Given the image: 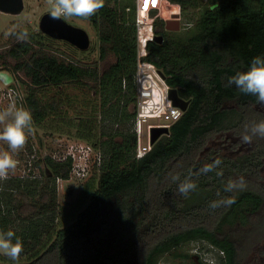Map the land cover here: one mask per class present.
<instances>
[{"label":"trees","instance_id":"1","mask_svg":"<svg viewBox=\"0 0 264 264\" xmlns=\"http://www.w3.org/2000/svg\"><path fill=\"white\" fill-rule=\"evenodd\" d=\"M135 1L105 0L91 17L78 18L96 33L98 58L90 62L47 47L50 41L85 52L40 29H14L12 33L27 32L28 39L0 45V66L9 65L26 78L25 104L35 122L59 112V100L51 99L46 108L38 98L44 86L80 85L100 96L97 125L83 117L68 122L96 150L90 171L97 172L81 190L85 204L71 221L59 224L58 199V179L72 174L71 155H46L38 163L39 175L0 180L1 231L11 230L13 242H23L18 261L0 254V264H160L166 255L207 264L199 253L192 258L177 251L191 242L217 252L220 264H241L243 240L249 249L255 244L249 235L264 237V138L254 136L248 151H223L226 143L244 144L245 124L264 120L255 96L226 86L232 76L250 68L254 57H264V0H167L179 7L183 22L193 25L169 30L166 20L152 11L153 32L163 40L149 39L144 55L139 53ZM140 61L162 71L166 84L189 104L169 132L137 156ZM217 136L225 139L223 145L211 147ZM217 159L218 167L201 173ZM173 175L180 180L173 182ZM240 178L243 189L224 190L230 180ZM185 179L197 185L187 197L178 192ZM228 198L234 203L210 207Z\"/></svg>","mask_w":264,"mask_h":264},{"label":"rangeland","instance_id":"2","mask_svg":"<svg viewBox=\"0 0 264 264\" xmlns=\"http://www.w3.org/2000/svg\"><path fill=\"white\" fill-rule=\"evenodd\" d=\"M24 4L23 10L19 13H5L0 11V45H2L5 41L10 44L17 41L18 39L12 31L19 27L24 28L28 32H37L39 30V22L42 14L50 11L51 9V5L48 3V0H24ZM171 9H174L177 12L180 10L177 5L165 1L163 4V15H167ZM65 19L74 25L85 28L88 31L91 37V44L89 48L86 49L87 51L84 50L85 52L83 53L73 51L62 43L46 41L49 43L47 47L49 46L51 48L52 46H57L60 47L61 50H68L71 54H75V56L82 61L90 62L96 60L98 58V41L95 30L89 22L78 18ZM183 20L184 19L181 16L180 28L178 30H186L189 27H192L193 21L185 23ZM150 21L153 22V18L150 15L144 18V22ZM149 29V27H145L143 29V35H151ZM0 48H2V46H0ZM140 49L139 45V50ZM104 66H107V63L102 64V68H104ZM141 68V73L147 76L145 80L147 84H149L150 79H155L158 82V87L164 88V81L159 77L156 67L143 64ZM20 77L22 78L20 79ZM22 79L26 80L23 73L18 75L12 71V68L9 65L0 66V111L7 109L11 104H15L18 108L28 110L25 104V97L27 95L28 88L26 82H23ZM37 96L46 108V105L51 101V99L56 98L59 100V112L53 116L55 118L47 116V118L41 123L35 122L32 117L33 131L27 134L28 138L25 146L19 152L13 153L6 142L0 141V153L9 152L17 161V168L9 175H27L29 173L39 175L40 166L38 163L40 159H43L46 155L62 159L68 155L69 152L71 153L74 151L77 169H81L86 166L87 170L85 175H81L77 170H75V165V168L73 169L74 172L72 171L71 177L68 180L58 179V199L60 205L59 224L68 223L85 204V201L81 196V190L86 185L88 177L97 173L94 169L90 171L92 155L96 152V150L93 148L95 150L93 151L91 144L86 139L78 136L76 127L69 126L68 122L74 117H83L91 119L94 124L97 125L100 120V96L96 93V91L90 89L89 87L72 84L64 85L60 88L55 86H44L38 90ZM259 109L262 112L264 111L263 106H259ZM3 127L4 125H0V131L3 130ZM140 133L143 142H146L148 138V128L146 122L142 125ZM224 140L225 139L222 136H217L211 139L209 145L215 148L221 147ZM253 146L254 144H252L251 147L249 144H242L237 147H233L231 144L226 143L223 146V151L226 154L233 155L242 151H248L249 148H252ZM86 153L87 155H85ZM89 171L90 174L88 175ZM262 174H264V169ZM0 234H3L1 228ZM255 239L256 237L252 234L249 235L248 240L255 242L253 248L248 249L247 246L244 247V240L241 243V246L243 247L239 256L241 264H264V252L262 251V246H264V237L259 240ZM202 245L204 244L191 242L183 245L177 249V251L193 255L192 258H194L195 253H199L202 260L213 258L216 262L219 261L217 252L213 250L209 251V249H207V245ZM195 260L197 261L198 258L195 257ZM160 264H192V262L190 257L185 258L183 256L175 257L173 255H166Z\"/></svg>","mask_w":264,"mask_h":264},{"label":"clouds","instance_id":"3","mask_svg":"<svg viewBox=\"0 0 264 264\" xmlns=\"http://www.w3.org/2000/svg\"><path fill=\"white\" fill-rule=\"evenodd\" d=\"M105 0H48L51 5L50 16L52 19L61 18H82L87 19L94 15L104 6ZM20 41L28 39L27 32L13 33ZM235 85L241 93L251 94L256 97L257 103L264 106V57L256 56L251 61L250 68L245 72H239L228 80V85ZM0 125H4L0 131V141L6 142L11 152H19L26 144L28 133L33 131V118L30 111L18 108L11 104L7 109L0 111ZM254 136L264 138V120L252 124H245L244 132L241 134V143L249 144ZM221 164L217 159L212 165H205L200 171L208 173ZM17 168V161L9 152L0 153V180H7L9 174ZM222 175V173H217ZM173 182L179 181V175L172 176ZM245 183L243 178L239 181L230 180L225 185V191L231 192L235 189H243ZM196 183L190 179H185L179 183L178 192L187 197L190 192L195 191ZM234 200L213 201L210 207L216 208L221 205H231ZM11 230L0 234V254L9 257L13 261H18L23 251V242L16 238Z\"/></svg>","mask_w":264,"mask_h":264},{"label":"built area","instance_id":"4","mask_svg":"<svg viewBox=\"0 0 264 264\" xmlns=\"http://www.w3.org/2000/svg\"><path fill=\"white\" fill-rule=\"evenodd\" d=\"M167 0H136V25L138 31V40L140 45L139 53L144 55L147 52L146 44L149 39H153V22H144V18L149 16L152 11H156V16H161L165 20L173 18L176 13L174 9H171L167 15H163V4ZM151 16V15H150ZM155 16V17H156ZM154 21V16H151ZM180 18V14H179ZM149 27L151 35H143V29ZM144 65L153 64L145 61H140L138 65V76H137V115H136V131L138 134V145H137V156L144 155L152 147L151 143V131L154 127H167L171 125L172 122L176 121L182 115L183 111L180 107L174 105L172 100L169 98V86L166 84L165 79L159 74V77L164 81V88L158 87V82L155 79H150L149 84L145 82L146 75L141 73V67ZM155 67V66H154ZM157 71H159L157 69ZM147 123L148 128V138L146 142H143L141 137V127L144 123ZM73 160L72 171L76 165L75 153L69 152ZM87 155V153L85 154ZM79 174H86V166L81 169H76ZM81 170V171H80ZM74 172V171H73ZM223 254V251H220ZM211 260V261H210ZM207 264H220L219 261L216 262L215 259H204Z\"/></svg>","mask_w":264,"mask_h":264},{"label":"water","instance_id":"5","mask_svg":"<svg viewBox=\"0 0 264 264\" xmlns=\"http://www.w3.org/2000/svg\"><path fill=\"white\" fill-rule=\"evenodd\" d=\"M24 5V0H0V11L5 13H19L23 10ZM166 28L169 30H178L180 28L179 13H176L172 19L166 20ZM39 29L46 35L52 38L66 40L81 50L88 49L91 44L90 34L85 28L74 25L65 18L52 19L50 11L42 14ZM153 39L162 41L163 35L155 34ZM158 72L165 79L163 72L160 70ZM168 93L174 105L180 107L182 110L187 109L189 100L181 97L177 88L170 87ZM168 132L169 128L167 127H154L151 131V143H155L162 134Z\"/></svg>","mask_w":264,"mask_h":264}]
</instances>
